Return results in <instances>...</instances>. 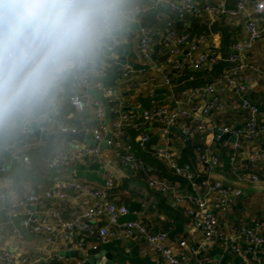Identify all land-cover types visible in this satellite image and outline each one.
<instances>
[{"label": "crops", "instance_id": "0c3cea01", "mask_svg": "<svg viewBox=\"0 0 264 264\" xmlns=\"http://www.w3.org/2000/svg\"><path fill=\"white\" fill-rule=\"evenodd\" d=\"M155 1L125 0V9L150 6ZM206 1L200 0L202 3ZM239 1L221 0L229 8H235ZM256 1L247 0L248 10L241 11L235 16L204 14L202 17L191 15L181 18L177 13L167 11L165 6L161 5L152 8L138 19L124 20L123 25L112 38L113 51L105 45L94 59L61 81L64 92L58 88L54 99L47 107L17 121L27 127L36 123L39 128L46 127L47 132L60 131L62 124L76 126L74 121L78 119L83 126H96L98 120L94 109L78 111L72 104L71 96L75 93L90 92L92 89L101 92L102 85L112 88L115 96L125 104V111L133 113L134 122L140 123L143 121L142 110L153 106L151 89L132 86V84L139 80L153 78L158 84L155 103L171 108L176 107L179 94L181 95L185 88L215 82L230 67L227 58L232 44L246 37L245 24ZM211 2L217 4L216 0ZM165 11L168 14H165ZM172 29L178 33H190L192 36L206 34L209 42L218 50L220 58L214 60L202 71L191 70L188 67L176 71L173 63L170 62L171 46L165 38ZM145 30H152L155 34L150 57L140 53V44ZM246 60L257 65L261 74L255 73L257 82L245 96L257 104L261 115H264V88H260L264 84V39L253 44L246 54ZM78 72L86 73L90 78H94L96 84L89 90L82 87L75 78ZM168 77L171 78L170 83L166 82ZM219 94L225 103V109L214 112L210 117L211 122L240 125L250 117V112L241 105V96L227 90H219ZM90 95L95 97L93 94ZM179 101L184 106L188 102H192L195 106H200L204 102L200 98L191 99L185 96ZM53 102H60V106L53 109ZM183 121L186 124L195 125L193 119L187 118ZM123 130L121 146L117 148L109 143L111 135L108 138V133L105 135L103 142L105 141L107 145L100 148L104 153L103 160L92 156L86 163L74 160L54 168L49 167L48 164L53 155L63 147L81 142H44L28 131L26 133H22L19 129L0 131V142L16 143L19 149L31 159V163L25 166L11 160L9 153H4L7 169L2 171L0 168V193L5 194L4 198L0 197V223L3 228L0 233V252H9L18 257L29 256L31 259L40 258L37 264H82L96 253L101 254V260H111L112 264H166L158 261L157 254L152 252L144 236H139L136 240L124 236L108 238L96 249L92 247L90 241L82 248H76L71 242L63 239H58L54 246H50L45 242L42 234L27 230L19 218H16L14 222L8 220L13 191L21 195L44 193L54 189L59 180L63 179L79 180L95 187H103L107 174H110L115 179V185L108 191L109 199L129 208V214L124 221L141 219L152 230L166 233L169 244L176 248V252L186 254L191 261H195L198 256L193 253L192 248L202 246V249L199 247L200 255L207 256L212 262L244 264V260L231 251L228 243L221 244L218 239H214L209 244H205L201 230L189 213V200L181 203L174 194L159 192L149 186L150 178L160 177L175 186L181 196H190L194 193L187 176L178 174L171 161L161 155V153H169L171 158H175L180 164L191 165V173L199 184H202L204 180L211 183L220 180L242 188V196L236 200L234 207L221 217L225 225L254 226L259 223L264 227V184H251L239 179V174L230 161L232 151L223 146V142L227 139L220 140V136L216 133L203 132H196L191 139H188L182 130L176 128L165 137L162 124L154 121L145 124L149 140L145 146H142L139 132L134 127ZM257 143L264 148V140L261 139ZM243 145L247 152L252 143L243 139ZM198 148L203 151L208 149L212 155L222 161V166L215 170L201 169L198 166L200 163ZM126 153H132L136 157L134 168L124 165L122 159ZM239 161L236 165L239 173H254L264 179V162L255 167L246 154L241 155ZM68 193L67 198H55L49 200L48 204L59 210L64 218L72 219L82 212V208L73 196V192ZM144 208L147 211L142 215L141 211ZM107 222L108 218L104 217L101 224ZM183 238L189 244L186 249L178 246V242Z\"/></svg>", "mask_w": 264, "mask_h": 264}, {"label": "built area", "instance_id": "2783aa9c", "mask_svg": "<svg viewBox=\"0 0 264 264\" xmlns=\"http://www.w3.org/2000/svg\"><path fill=\"white\" fill-rule=\"evenodd\" d=\"M217 4L207 0L202 3L200 0H156L150 6H142L133 9H125V20H135L147 14L152 8L165 6L166 10L177 13L181 18L186 16L202 17L204 14L235 16L241 11H247V0H240L235 8H229L221 0H216ZM166 12V11H165ZM165 14H168L167 12ZM246 37L234 42L231 47L227 61L230 67L227 68L219 78L212 83L185 88L179 94L178 105L171 108L167 105L155 103L156 88L158 84L153 79L136 81L132 86L151 89V100L153 106L142 110V122H134L135 115L125 111V104L115 96V92L110 87L101 85V93L109 99L115 101V105L110 108L112 118L110 123H105L106 107L101 99L95 98L90 93H75L71 96L72 104L80 112L94 109L98 120L96 126H83L84 130L92 134L95 139L102 142L105 135H111L109 141L115 148L121 146L124 136V128L134 127L139 132L140 144L145 146L149 140V134L145 130V124L158 121L163 126L165 137L172 133L173 129L182 130L188 139H191L196 132L206 134L229 135L234 140L227 139L223 146L231 149L230 161L234 170L239 174L241 181L251 184H264V179L254 173L238 172L237 164L239 157L246 154V157L255 166H260L264 162V148L257 142L264 140V115H261L259 107L245 96L256 84L255 73L261 74L259 67L246 60L255 42L264 39V0H257L252 7V12L248 15L246 24ZM154 32L145 30L140 44V53L145 57H150V49L153 43ZM166 40L170 44V62L176 71L188 67L191 70L202 71L208 68L214 60L220 58L218 50L209 42L206 34L192 36L190 33H178L175 29L170 30L166 35ZM109 50H114L113 39L107 44ZM161 69V68H160ZM250 70V72L248 71ZM76 81L82 87L90 89L95 83L94 78H90L86 73L78 72L75 75ZM167 83L171 78L166 79ZM64 92L61 84L58 87ZM260 88H264V84ZM219 90L232 91L242 97V107L250 112V117L240 125L216 124L210 121V117L216 111H224L225 103L219 94ZM186 98L204 100L200 106L188 102L186 106L179 100ZM53 109L60 106V102H53ZM193 119L195 125L184 123V119ZM4 130L19 129L26 133L27 126L19 121L5 126L0 125ZM46 131V127L40 128ZM61 131L76 132L77 127L72 124H62ZM243 139L252 143L246 152ZM26 146V144L24 145ZM200 153L199 167L201 169L215 170L222 166V161L206 151L197 149ZM10 154V159L27 166L31 163L29 155L19 149L16 143L0 142V168L7 169L4 153ZM171 161L172 166L178 174L187 176L190 180L193 194L181 196L170 182L160 177H152L149 186L159 192H170L174 194L179 202L189 200V213L194 218L198 228L204 236L205 244H209L214 239H218L221 244H229L231 251L244 260V264H264V227L257 223L254 226L248 225H225L221 220L222 215L228 213L235 205L236 200L242 196L243 190L239 186H233L226 182L216 180L213 183L204 180L199 184L192 175L190 164H180L175 158H171L169 153H161ZM92 156L104 159V153L99 146L93 147L87 144L76 143L72 146L61 148L49 161V167L62 166L74 160L82 163L88 162ZM123 163L126 167L134 168L136 157L132 153L123 156ZM115 185L113 175L107 174L103 187H95L87 182L79 180H59L54 189L44 193H30L21 195L17 191L12 192V202L9 208V222H14L19 218L27 230L42 234L45 242L54 246L58 239L71 242L74 247L82 248L90 241L92 247L96 249L100 243L108 238L124 236L131 240H136L139 236H144L152 252L157 254L158 261L166 264H220L212 262L207 256L200 255V249L192 248L196 256L195 261L184 253H177L176 248L169 244L168 235L164 232H156L141 219L125 220L129 214V208L109 199V189ZM68 192H73V196L81 205L82 212L72 219L64 218L60 211L48 204L52 199H65ZM4 198L5 194L0 193ZM39 209V211H36ZM147 209L141 213L144 215ZM104 217L108 222L101 224ZM223 224V225H222ZM3 228L0 223V233ZM181 248H188L186 239L178 242ZM40 258L31 259L29 256L18 257L9 252H0V264H37Z\"/></svg>", "mask_w": 264, "mask_h": 264}, {"label": "clouds", "instance_id": "9594fccd", "mask_svg": "<svg viewBox=\"0 0 264 264\" xmlns=\"http://www.w3.org/2000/svg\"><path fill=\"white\" fill-rule=\"evenodd\" d=\"M125 20V0H0V125L47 107Z\"/></svg>", "mask_w": 264, "mask_h": 264}, {"label": "water", "instance_id": "95a60500", "mask_svg": "<svg viewBox=\"0 0 264 264\" xmlns=\"http://www.w3.org/2000/svg\"><path fill=\"white\" fill-rule=\"evenodd\" d=\"M90 94H93L96 98L101 99L104 102V105L106 107V118H105V123L110 122V108L108 107L107 104V98L99 91L96 90H90ZM77 116H79L77 114ZM19 120V119H18ZM74 123L77 126V131L72 132V131H57V132H47L43 131L39 128L38 124L33 123L31 126L27 127V131L31 134H34L35 136L39 137L42 141L47 142V141H57V142H81V143H86L87 145L96 147L99 146L100 148H103L107 145V143L104 141L99 142L95 139V137L92 134L87 133L84 130L83 124L81 123V120H75ZM0 131H4L3 128H0ZM110 134L107 135V138L109 137ZM225 139H231L234 140V138L230 137L229 135H221L220 140H225ZM101 254L96 253L90 256L87 260H85L82 264H112V261L110 260H101Z\"/></svg>", "mask_w": 264, "mask_h": 264}, {"label": "trees", "instance_id": "16d2710c", "mask_svg": "<svg viewBox=\"0 0 264 264\" xmlns=\"http://www.w3.org/2000/svg\"><path fill=\"white\" fill-rule=\"evenodd\" d=\"M108 106L109 108H112L114 105H115V101H113L112 99H108ZM262 222V221H261ZM250 225H253V224H250Z\"/></svg>", "mask_w": 264, "mask_h": 264}]
</instances>
